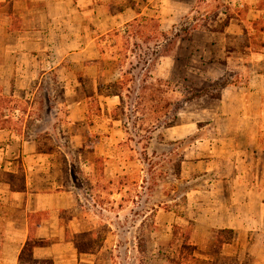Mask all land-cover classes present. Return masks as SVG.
I'll use <instances>...</instances> for the list:
<instances>
[{"label": "rangeland", "instance_id": "374dc122", "mask_svg": "<svg viewBox=\"0 0 264 264\" xmlns=\"http://www.w3.org/2000/svg\"><path fill=\"white\" fill-rule=\"evenodd\" d=\"M198 6L220 8L216 0ZM153 24L139 19L103 34L88 57L52 46L50 59L39 65L49 72L26 77L24 90L4 92L13 79L12 59L2 56L7 73H0V93L9 98L0 103V121H8L15 147L25 151L16 186L23 168L48 165L78 194V203L63 214L65 237L52 240L54 259L32 258L26 249L21 264H176L183 241L204 264H264V154L249 155L239 166L252 181L248 194L239 188L243 227L217 233L221 229L209 226L205 213L212 205L223 207L229 195L220 184L214 194L206 190L214 174L228 173L238 158L211 149L213 142H227L212 140L226 125H208L220 112L224 81L204 75L209 66L205 53L188 42L190 25L166 30L164 40ZM145 72L168 83L166 117L162 93L144 110L138 104ZM121 78L127 82L120 89L113 83ZM173 115L175 122L165 125Z\"/></svg>", "mask_w": 264, "mask_h": 264}, {"label": "crops", "instance_id": "0c3cea01", "mask_svg": "<svg viewBox=\"0 0 264 264\" xmlns=\"http://www.w3.org/2000/svg\"><path fill=\"white\" fill-rule=\"evenodd\" d=\"M202 1L208 2L0 0L5 3L0 7L4 8L0 9V60L4 54L11 57L13 78L4 92L24 90L26 77L47 74L50 69L39 65L50 59L54 45L59 53L64 46L70 55L83 58L103 34L125 27L139 16L157 19L162 31L182 23L190 25L188 42L205 53L209 66L204 75L224 81L219 88L220 112L214 111L208 125H226L228 130L213 133L212 140L227 142L220 146L213 142L211 149L228 150L238 157L228 173L214 174L206 192L214 194L220 184L229 199L221 208L212 205L205 221L212 227L237 230L244 222L238 213L239 188H245L248 194L252 182L244 179L239 166L249 155L264 154V0H216L220 8L214 10L200 9ZM2 63L0 73L6 74ZM16 140L10 129H0V264H21L30 243L32 258L54 259L52 240L56 234H66L61 223L63 214L78 203V194L52 175L48 165L23 168L22 184L16 186L18 158L25 154L15 147ZM34 154L38 156L35 150ZM4 172L10 173L8 180L2 178ZM260 218L264 219V211ZM245 221L247 224L252 218Z\"/></svg>", "mask_w": 264, "mask_h": 264}, {"label": "trees", "instance_id": "16d2710c", "mask_svg": "<svg viewBox=\"0 0 264 264\" xmlns=\"http://www.w3.org/2000/svg\"><path fill=\"white\" fill-rule=\"evenodd\" d=\"M139 19L142 20H146V21H150L153 22L157 33L163 37L164 40L167 39V33L165 31H162L159 29V24L157 19L153 18V17H147V16H139L138 18L134 19L133 21H131L130 23H128L126 26H131L134 23L138 22ZM175 37H178V33H174ZM151 63V62H150ZM149 63V64H150ZM127 80L121 78L116 80L113 85L118 87V88H123V86L126 84ZM168 86V83L166 81H163L162 79H152L151 75H149L147 72L143 73V77L141 78L140 84L138 86V94L136 95V97L138 98V104L139 106L142 107V109L144 110L145 108V104H149V102L155 101L156 99V95L159 93L163 94L162 97V109H163V117H166L169 114V110L172 106V102L169 101V99H167L166 94L168 93V88H165ZM114 95H117L119 97L120 103H123V98L121 93H114ZM9 97L2 95L0 93V103L3 100L8 99ZM15 109V108H13ZM176 109V107L174 108ZM176 119V115H173L171 118V121H163L165 125L167 126H171ZM158 122L160 121L158 118L156 119ZM8 123V121L6 120H1L0 121V129H4V128H8V125L6 124ZM223 232H231V229H221L219 231H217V233H223ZM32 244L28 245V249H27V253L31 254V248H32ZM194 251V247L187 243L186 241L182 242L179 254L180 259H178L179 261L176 264H191V262H194L193 264H204V260L203 259H199L197 257H195V255L193 254ZM211 264H213V261H210ZM208 263V262H207Z\"/></svg>", "mask_w": 264, "mask_h": 264}]
</instances>
